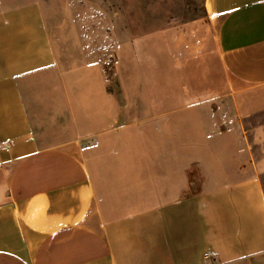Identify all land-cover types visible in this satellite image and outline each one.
I'll return each instance as SVG.
<instances>
[{
  "label": "crops",
  "instance_id": "1",
  "mask_svg": "<svg viewBox=\"0 0 264 264\" xmlns=\"http://www.w3.org/2000/svg\"><path fill=\"white\" fill-rule=\"evenodd\" d=\"M205 9L141 78L93 14L0 8V264H264V0Z\"/></svg>",
  "mask_w": 264,
  "mask_h": 264
},
{
  "label": "rangeland",
  "instance_id": "2",
  "mask_svg": "<svg viewBox=\"0 0 264 264\" xmlns=\"http://www.w3.org/2000/svg\"><path fill=\"white\" fill-rule=\"evenodd\" d=\"M27 1L30 0H0V8L18 5ZM37 1L41 2L44 9H46L48 19L53 27H58L60 23H64L71 14H74L73 11H78L79 14L89 13L95 17L93 20L90 19L91 22L89 21V23H93L88 27L89 32L87 34L89 36L93 33L100 36V30H102L101 32L110 33L113 41V37H118L122 33V51L128 52L126 46H130L128 54H131V57L122 55V66L125 68L130 64L136 65L141 78H144L146 73L150 71L151 64L150 53L147 54L150 50V40L147 35L170 29L178 35H183L182 33L191 34V37L198 39L199 33L211 36L210 32H213L209 27L205 0ZM85 29L84 31H86ZM81 35L83 34L81 33ZM208 43L210 44V39L207 40ZM115 59H112L111 68L113 69L117 64L119 65L117 59ZM112 79L113 81L116 80L113 73ZM145 89L147 87H144ZM159 95H166V91L159 90Z\"/></svg>",
  "mask_w": 264,
  "mask_h": 264
}]
</instances>
